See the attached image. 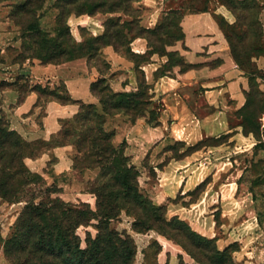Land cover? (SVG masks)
Returning <instances> with one entry per match:
<instances>
[{"label":"rangeland","instance_id":"374dc122","mask_svg":"<svg viewBox=\"0 0 264 264\" xmlns=\"http://www.w3.org/2000/svg\"><path fill=\"white\" fill-rule=\"evenodd\" d=\"M205 1L185 0V10L182 13L186 15L190 12L188 8L191 7L201 9ZM224 1L231 6L232 11L226 8L233 14L235 22L237 21L236 25L227 32L234 54L242 63L239 68L249 80V88L246 92L248 93V107L243 113L244 118L249 119L245 122V131L263 141V135L258 129V118L264 111V91L261 88L264 79V28L259 20L264 0ZM139 2L140 0H0V136L3 137L0 139L5 140L7 136L4 132L9 129V131L17 132L21 139L29 145L23 151L24 158L15 161V165L21 164L22 166L23 164L25 166V168L23 167V176L15 177L16 182L19 183V192L15 197L8 199L0 196V264H12L4 255V243L15 233L18 220L28 207L47 201L60 200L69 205L83 202L96 211L97 198L91 194L90 187L100 170L82 168L84 154L78 156L74 136L68 138L57 136L64 126L73 125L76 116L81 111L83 114H90L92 120L87 121V125L90 129L95 130L94 136H96V129L99 126L95 123L96 119L94 116L92 117V113L96 111L102 116L105 122L103 128L111 134L113 146L123 150L129 164L138 170L139 189L150 199L151 195L148 191L151 189V185L158 182V169L160 170L166 166L167 162L177 160L186 153L216 143L213 138H207L193 147L187 146L184 142L168 137V130L165 131V136L168 137L167 141L164 143H161V140L157 141V135L161 132H157L156 129L164 126L163 118L166 120L165 126L171 127L172 122L176 121L174 117L177 110H168L161 99L154 100V81L158 79L155 78L150 84L146 80L149 86H144L145 73L143 70L137 71V90L121 93H137L142 88L140 92L148 93L145 99H150V103L147 106L141 104L139 112L117 109L110 114H104L98 97L94 107L88 108L89 103L70 99L63 85L49 86L31 83L27 73L28 68L25 71L19 69L24 64L47 66L37 58L39 55L53 56L61 62L65 61L75 47L74 45L90 42L91 37H95V35L86 27H79L77 31L75 29L77 38L73 35L69 24L73 17L98 16L103 23L108 20L114 21L115 25L119 24L114 28V31L124 35L123 44L127 45L132 39V34L139 32L138 17L143 15V10L138 5ZM95 6H99V8L93 16H90L89 8ZM82 9L88 14L81 15ZM180 17L177 14L165 15L162 21L166 19L164 20L166 28L159 30L152 38L156 48L160 52L165 51L164 53L168 55H164V57L158 55L167 60L166 63H163L160 59L161 67L158 68V73H167L171 76L174 68L177 67L176 63L181 60L180 51L177 50V44L184 41H182L181 33L177 28ZM139 24L141 25L140 22ZM36 27L39 32L36 30L32 32L31 30ZM165 34L168 36H164ZM144 37H150V35L144 34ZM122 51L126 53L127 47ZM137 55H127L126 57L138 63L143 62L142 66L153 62L152 55ZM217 61L214 60L209 65L213 66ZM91 66L97 68L103 75L107 74L109 70V65L102 58H93ZM104 79L110 86L108 79ZM98 87L102 97H109L110 103L115 102L110 98L109 92H103L105 84L101 83ZM30 92H34L39 97L35 112L37 115L35 121L39 128H43L46 119H51L56 115L58 109L72 108L75 113L58 119L60 126L58 133L47 138L29 140L27 134L31 128L35 127L34 122L31 121L29 125L27 117L31 114L22 115L17 107ZM143 112L145 117H139V114ZM210 113V110H200L197 111V116L203 117ZM52 122L55 124L54 121ZM74 128L69 127L72 133L78 134L79 130ZM10 139L20 142L18 136H11ZM56 141L61 142L60 147H55ZM66 147H68L67 152H56L58 148ZM4 161L6 166L12 169H1L0 180L4 175L15 174L18 169H15L14 163L9 160L5 159ZM199 192L200 189L189 194L191 201H177L179 198L168 201L171 203L183 202L187 205L193 202ZM151 201L156 206H166L165 204L159 205L152 199ZM166 216L169 220L173 218H170L167 213ZM134 222L135 217L124 210L120 219L114 222L113 227L119 231L126 230L133 237L136 234L133 229ZM97 225L98 222L93 221L90 226H81L77 230V235L82 242V249L86 248L87 233H90L92 237L97 235ZM149 233L163 236L154 230ZM158 250L159 245L151 240V245L143 251H139L138 259L133 264H157L156 251ZM183 252L185 255L178 257L179 264L182 259L185 264H198L184 250Z\"/></svg>","mask_w":264,"mask_h":264},{"label":"crops","instance_id":"0c3cea01","mask_svg":"<svg viewBox=\"0 0 264 264\" xmlns=\"http://www.w3.org/2000/svg\"><path fill=\"white\" fill-rule=\"evenodd\" d=\"M185 0H140L143 10L140 17L142 27L153 29L168 12L184 11ZM190 11V8H188ZM216 16L229 24L235 23L234 16L219 0H206L200 12H188L182 18L180 27L184 41L177 44V50L185 62L197 65L186 71L175 67L171 76L154 81V100L161 99L169 110H177L171 127L162 126L157 132V141H167L168 137L184 142L187 146L213 138L216 143L204 146L182 155L177 160L167 162L160 170L155 184L148 191L157 204H165L167 215L186 221L193 231L208 239H215L219 250L230 245L238 248L233 254L240 264H264V140L246 133L242 118L238 115L246 104L249 80L234 61L229 43L221 30ZM264 28V4L259 14ZM73 35L79 27L88 28L95 36L105 32L103 21L98 16H80L70 19ZM77 38V37H76ZM136 54L149 51L148 43L137 38L131 43ZM101 58L109 65L107 74H101L91 67L86 58L60 65H30L29 79L34 84L49 86L63 85L68 95L77 101L96 104L97 97L91 92L92 83L107 78L114 92L137 90V70L135 64L125 55L104 47ZM160 59L153 55L152 61L141 67L149 82L155 79V72L161 67ZM221 60L218 66L209 63ZM22 71V72H23ZM39 97L30 92L17 107L22 115H29L27 122H34L27 139L47 138L60 130L59 118L71 116L72 108H61L51 119L47 118L43 128L36 120ZM210 110L211 113L198 117L197 111ZM55 124H53V122ZM17 130V129H16ZM169 132L168 137L165 131ZM68 147L56 152H67ZM200 192L193 202L189 194ZM179 198L177 203H171ZM137 245L135 261L139 251H143L154 240L159 245L156 253L157 264H179L178 257L184 256L182 248L163 236L146 233L133 235Z\"/></svg>","mask_w":264,"mask_h":264},{"label":"trees","instance_id":"16d2710c","mask_svg":"<svg viewBox=\"0 0 264 264\" xmlns=\"http://www.w3.org/2000/svg\"><path fill=\"white\" fill-rule=\"evenodd\" d=\"M219 1L223 6L232 11L231 6L226 1ZM238 1L245 2L248 0ZM98 8L99 6L90 7L89 15L93 16ZM200 11L201 9L190 8V12ZM80 14L84 15L88 13L82 9ZM170 14L181 16L177 28L181 33L183 41L184 35L180 22L185 14L173 10L168 12L166 16ZM138 18L140 22V17ZM215 18L230 45L234 61L241 68L242 63L234 54L227 32L236 25L237 21L231 25L222 17L216 16ZM164 20L166 19H163L153 29L142 27L138 22L139 32L132 34V39L127 45L123 44L124 35L114 31V28L119 26V24L115 25L114 21L108 20L104 23L105 32L103 35L92 36L91 41L87 44L80 43L74 45L75 47H73L65 61L61 62L53 56L43 57L39 55L37 58L41 60L43 65H60L86 58L91 66L93 58H101V50L108 46L113 47L116 52L125 56L137 55L130 48L133 40L137 38H143L148 43L149 51L142 56L157 54L164 57V55H167L164 53L165 51L160 52L152 42L155 34L159 30L166 28ZM34 30L39 32L37 27L31 31L33 32ZM144 34L150 35V37H144ZM164 36H168V34ZM125 47H127L128 51L123 53L122 49ZM130 60L135 64L136 70L141 71V64L143 62L138 63L133 59ZM221 63L222 61L218 60L215 65L209 66L215 67ZM175 66L180 67L181 71L197 67V65L187 64L183 57H181V60ZM158 72L159 70L155 73L156 79L169 76L167 73ZM101 83L105 84L103 92H109L110 98L115 100L114 103L109 102V97H102V93L99 92L98 87ZM138 85L140 87L139 82ZM145 85H148V83L144 75ZM140 90L137 93L129 94L114 92L106 84L104 78L98 79L91 85V92L95 97L99 98L104 114H110L117 109L139 112L141 104L147 106L150 103V99H145L148 93L145 92L143 94ZM246 97L247 103L238 111V115L242 118L244 131L246 130L245 122L249 120L246 117L244 118L243 114L248 107V93H246ZM69 98L72 99L70 96ZM93 107L94 104L88 105V108ZM93 116L96 119L95 123L99 126L96 129V136L93 135L95 130L90 129L87 125V121L92 120L90 114H83L82 111L76 116L73 125L64 126L57 136L63 138L74 136L76 138L74 144L78 156L84 154L82 168L100 170V173L90 187L91 194L97 198L96 211L90 205L83 202H79L77 205H69L60 200L47 201L28 207L18 220L15 233L4 243V255L7 259L12 264H133L137 254V245L134 238L126 230L119 231L113 227L114 222L120 219L122 211L125 210L135 217L133 229L136 233L146 234L154 230L179 245L198 264H240L233 257L234 252L238 248L237 245L233 244L222 251L219 250L215 239H208L196 233L186 221L181 220L179 217H173L169 220L166 216V206H156L149 197H146L140 191L138 170L135 166L129 164V160L125 157L123 150L113 146L111 134L107 133L103 128L105 122L102 116L96 111L92 113ZM139 117H145V113H140ZM69 127H75L74 129L79 130L77 131L79 133H72ZM258 129H260L259 122ZM4 133L7 137L4 141L0 139V170H4L5 168L8 170L12 169L6 166L5 159L14 163L15 169L18 168L15 174L10 176L4 175L0 180V196L8 199L13 196L15 197L19 192V183L16 182L15 177L23 176V167L25 168V166L23 164L22 166L21 164L15 165V161L24 158L23 151L29 145L15 131H9L8 129ZM11 136H18L20 142H14L10 139ZM0 137L3 138L2 136ZM60 146L61 142L56 141L55 147ZM160 213L163 215H159ZM93 221L98 222V233L95 237L87 233L86 248L82 249V242L77 235V230L81 226H90ZM180 264H185L183 259Z\"/></svg>","mask_w":264,"mask_h":264},{"label":"built area","instance_id":"2783aa9c","mask_svg":"<svg viewBox=\"0 0 264 264\" xmlns=\"http://www.w3.org/2000/svg\"><path fill=\"white\" fill-rule=\"evenodd\" d=\"M261 88L262 90L264 91V79L262 80V83H261ZM259 128H260V131L263 135V140H264V112L261 114V116L259 117Z\"/></svg>","mask_w":264,"mask_h":264}]
</instances>
